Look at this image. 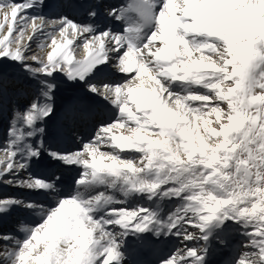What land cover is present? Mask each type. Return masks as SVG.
<instances>
[{
  "label": "snow or ice",
  "instance_id": "1",
  "mask_svg": "<svg viewBox=\"0 0 264 264\" xmlns=\"http://www.w3.org/2000/svg\"><path fill=\"white\" fill-rule=\"evenodd\" d=\"M0 119V264H264V0H0Z\"/></svg>",
  "mask_w": 264,
  "mask_h": 264
},
{
  "label": "rangeland",
  "instance_id": "2",
  "mask_svg": "<svg viewBox=\"0 0 264 264\" xmlns=\"http://www.w3.org/2000/svg\"><path fill=\"white\" fill-rule=\"evenodd\" d=\"M33 51H37V46L36 44H33ZM25 103V100L24 98H19V106H23V104ZM0 121H2L3 125H5V129H4V132H2V134H0V147H3V145L6 143V139H5V134H6V128H7V124L4 120L0 119ZM87 141V140H85ZM74 146V148L77 147L78 144H72ZM12 187H9L7 185H3V184H0V198L2 197H5V196H13L11 195V192L13 193L14 191L11 190ZM15 218V216H11V217H8L7 219H5L0 225V227L2 228L1 231H8V232H11V230L15 229L16 227H14V224H12V219ZM16 220V219H15ZM239 243V240L237 239V241L235 242V244L233 245V247H236ZM177 244H179V242L177 241ZM226 258V260L228 259L227 256H224ZM224 264H225V261H224Z\"/></svg>",
  "mask_w": 264,
  "mask_h": 264
},
{
  "label": "bare ground",
  "instance_id": "3",
  "mask_svg": "<svg viewBox=\"0 0 264 264\" xmlns=\"http://www.w3.org/2000/svg\"><path fill=\"white\" fill-rule=\"evenodd\" d=\"M106 2H109V3H121V2H123V0H106ZM82 17H77V19L79 20V19H81ZM111 26V25H110ZM20 98H22V96L20 97ZM3 122L2 121H0V134H2V132H4V129H5V125H3L2 124ZM89 130H90V128L89 127H86L85 128V130H83V138H84V140H87L88 138H89V136H90V134H91V132H92V129H91V131L89 132ZM89 135V136H88ZM0 145H1V143H0ZM67 147H70V148H72V149H76V148H78L80 145L78 144L77 145V147L76 148H74L73 147V145L72 144H68V145H66ZM65 175L67 176V175H70L69 173H65ZM11 190H13L14 192L12 193L11 192V195H13V196H18V197H28V193L27 192H24V191H22V190H20V189H18V188H14V187H12L11 188ZM39 199H43V197H38ZM15 216V215H14ZM12 219V218H11ZM17 220V216H15V218H13L12 219V224H14V227H16V220ZM1 224H3V223H0V225ZM2 230V228L0 227V231ZM14 230V229H13ZM13 230H11V231H13ZM224 261H226V258L224 257V256H218L217 258H216V264H224Z\"/></svg>",
  "mask_w": 264,
  "mask_h": 264
}]
</instances>
